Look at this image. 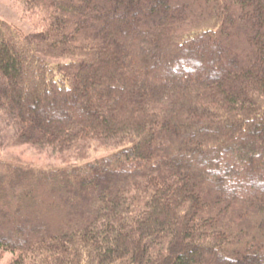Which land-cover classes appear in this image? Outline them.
Masks as SVG:
<instances>
[{
  "label": "trees",
  "instance_id": "obj_1",
  "mask_svg": "<svg viewBox=\"0 0 264 264\" xmlns=\"http://www.w3.org/2000/svg\"><path fill=\"white\" fill-rule=\"evenodd\" d=\"M15 1L0 262L264 264V0Z\"/></svg>",
  "mask_w": 264,
  "mask_h": 264
},
{
  "label": "rangeland",
  "instance_id": "obj_2",
  "mask_svg": "<svg viewBox=\"0 0 264 264\" xmlns=\"http://www.w3.org/2000/svg\"><path fill=\"white\" fill-rule=\"evenodd\" d=\"M0 16L23 28L31 29V30L33 29L23 7L15 0H0ZM109 149L110 148L107 147H98L97 149L91 150L89 152L90 154L89 157L102 155L107 151H109ZM0 151L5 152L6 150L1 148ZM15 151H19L25 154H31L38 159L41 158V156L39 155L41 153L31 147H26V146L18 147L15 148ZM6 259L7 258L1 261L0 264H4L6 262L5 261Z\"/></svg>",
  "mask_w": 264,
  "mask_h": 264
}]
</instances>
